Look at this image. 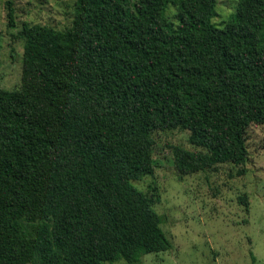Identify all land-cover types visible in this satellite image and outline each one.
I'll return each instance as SVG.
<instances>
[{"label": "trees", "instance_id": "obj_1", "mask_svg": "<svg viewBox=\"0 0 264 264\" xmlns=\"http://www.w3.org/2000/svg\"><path fill=\"white\" fill-rule=\"evenodd\" d=\"M9 24L12 1L6 0ZM76 0L70 26L26 24L21 86L0 88V264H138L169 250L155 134L183 174L248 160L264 125V0ZM1 48V45H0ZM242 172V171H241Z\"/></svg>", "mask_w": 264, "mask_h": 264}, {"label": "rangeland", "instance_id": "obj_2", "mask_svg": "<svg viewBox=\"0 0 264 264\" xmlns=\"http://www.w3.org/2000/svg\"><path fill=\"white\" fill-rule=\"evenodd\" d=\"M5 1L0 0V88L15 90L22 79L23 26L65 29L76 0H11L13 25ZM238 6L239 0H217L213 22H227ZM188 138L182 130L155 134L154 172L134 183L153 199L171 243L138 264H264V125L248 128V160L241 166L224 163L180 173L173 147L199 151Z\"/></svg>", "mask_w": 264, "mask_h": 264}]
</instances>
